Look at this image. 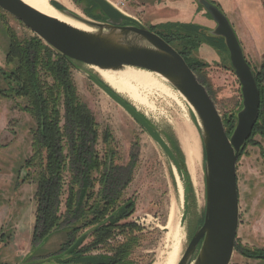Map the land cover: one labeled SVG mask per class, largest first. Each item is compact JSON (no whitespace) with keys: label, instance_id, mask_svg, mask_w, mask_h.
Wrapping results in <instances>:
<instances>
[{"label":"rangeland","instance_id":"374dc122","mask_svg":"<svg viewBox=\"0 0 264 264\" xmlns=\"http://www.w3.org/2000/svg\"><path fill=\"white\" fill-rule=\"evenodd\" d=\"M107 1L154 32L164 31L165 26L176 23H189L201 27L199 34L201 42L189 52L188 59L191 63L200 61L206 64L196 74L208 89L230 136L237 124V113L242 108L241 84L232 67L225 40L210 34L216 28V23L199 1ZM209 1L219 6L230 22L232 21V27L238 37L241 32L254 34L258 49L264 50V0ZM49 2L57 3L64 10L83 18L106 22L100 9L90 0ZM92 15L98 18H93ZM10 34H15L22 41L36 36L21 21L0 8V91L9 90L3 73H9L15 68L7 61ZM187 44L186 39H175L171 42L178 51H185L184 47ZM245 46L250 55L248 58L246 54V59L250 60L255 72L262 73L264 53L262 57H258L257 50L253 52L250 49L253 48L251 44ZM74 63L83 72L98 75L91 66ZM71 73L80 102L86 105L96 118L99 127L96 150L102 160L110 149L115 153V164L132 169L131 181L121 198V201L134 202L133 214L122 221L137 227L135 235L139 237V244L131 254L132 264H168L171 257H175L179 262L191 238L204 222L206 207L204 145L191 106L168 81H162V90L148 96L153 108L151 110L136 108L159 130L170 147L174 142L177 143L184 155L185 169L187 146L191 143L197 145L196 170L199 195L196 187L191 185L188 217L182 227L183 185L164 150L84 73L74 67ZM47 82L51 83L52 80L49 79ZM122 96L130 102L125 95ZM24 105L26 104L23 100L0 95V264L45 262L66 250L70 243L66 244L67 231L70 228L65 226L64 229L52 233L40 246L38 245L40 242H35L33 238L38 208L36 194L40 167H30L27 164L33 155L32 144L37 125L35 120L22 110ZM64 114L62 105L61 127L65 122ZM105 134L110 137L106 144ZM69 176L67 173L64 182L60 212L62 214L65 212L64 201ZM237 183L240 225L230 264H264V260L248 258L241 251L250 249L264 252V135L259 132L252 136L239 156ZM117 240H122V237L119 236ZM199 250L200 246L194 253L192 261ZM102 253V250H94L89 255Z\"/></svg>","mask_w":264,"mask_h":264},{"label":"trees","instance_id":"16d2710c","mask_svg":"<svg viewBox=\"0 0 264 264\" xmlns=\"http://www.w3.org/2000/svg\"><path fill=\"white\" fill-rule=\"evenodd\" d=\"M52 5L63 10L57 3ZM165 28L156 33L170 44L175 39L187 40L185 51L179 52L195 73L206 66L200 61L191 63L188 59L189 52L201 42V27L176 23ZM10 40L7 61L15 68L3 73L9 90L0 91V95L25 101L22 110L37 125L33 155L27 163L30 167H40L33 238L40 242V246L52 233L65 226L70 228L66 242H70V248L80 237L87 236L79 249L69 255L57 254L45 264H132L131 254L139 244V237L135 235L137 227L122 221L133 214L134 202L121 201L123 191L131 181V167L115 164L113 150H108L104 160L96 150L99 127L93 113L79 100L72 81L71 62L37 36L22 41L10 34ZM254 75L261 95L260 114L240 156L255 133L264 135V67L262 73L254 72ZM49 79L51 83L47 82ZM62 105L65 122L61 127ZM109 138L108 134L104 135L105 144ZM171 145L178 163L185 168L181 149L176 142ZM203 154L206 159L204 148ZM67 173L70 180L62 214ZM119 236L122 240H117ZM94 250L103 253L89 255ZM241 251L248 258L262 259L264 256L260 250Z\"/></svg>","mask_w":264,"mask_h":264},{"label":"water","instance_id":"95a60500","mask_svg":"<svg viewBox=\"0 0 264 264\" xmlns=\"http://www.w3.org/2000/svg\"><path fill=\"white\" fill-rule=\"evenodd\" d=\"M90 1L107 18L106 22L89 20L64 9L60 12L94 28L92 32L45 15L22 0H0V8L21 21L43 42L68 59L76 70L84 73L161 146L183 185L182 227L188 217L191 191L187 169L180 166L159 130L134 105L118 94L99 74L85 73L74 62L101 70L118 71L134 67L156 72L185 98L198 122L206 154V207L204 222L191 238L178 264H230L240 225L237 161L251 137L261 107V95L255 75L231 22L211 1L198 0L216 23V28L210 34L225 40L232 67L241 84L242 108L237 113L236 127L229 136L208 89L176 48L107 0ZM86 237H80L65 255L79 249ZM199 246L200 250L192 261Z\"/></svg>","mask_w":264,"mask_h":264},{"label":"bare ground","instance_id":"6f19581e","mask_svg":"<svg viewBox=\"0 0 264 264\" xmlns=\"http://www.w3.org/2000/svg\"><path fill=\"white\" fill-rule=\"evenodd\" d=\"M26 4L35 8L39 12L66 22L78 29L92 32L94 28L82 24L78 21L66 16L56 9L49 0H22ZM56 12H54V10ZM107 84H109L118 94L125 95L127 99L138 109L141 108L151 110L153 105L149 102L148 96L156 91L162 90V81H167L160 74L140 68L126 67L123 70H101L92 67ZM166 84V83H165ZM187 171L190 177L192 187L195 186L199 195L198 173L196 170V162L198 160V148L194 143L187 146ZM191 173V174H190ZM193 182V183H192ZM179 250V249H178ZM179 252V251H178ZM176 254V253H175ZM178 255V254H176ZM175 255V256H176ZM181 256V255H180ZM169 259V258H168ZM179 261V260H178ZM168 264H178L175 257H171Z\"/></svg>","mask_w":264,"mask_h":264},{"label":"crops","instance_id":"0c3cea01","mask_svg":"<svg viewBox=\"0 0 264 264\" xmlns=\"http://www.w3.org/2000/svg\"><path fill=\"white\" fill-rule=\"evenodd\" d=\"M230 21V20H229ZM231 24H232V21H231ZM264 35V34H263ZM238 38H240L239 39V41H241L240 43H242L241 45H243V46H245V44H247V45H249V44H251L252 46H253V48L252 47H250V49L254 52L255 50H257V56L258 57H262L263 56V53H264V50H261V49H258V47H257V44H256V42L255 41H257V39L255 38V35L254 34H246V33H244V32H241L240 33V35H239V37ZM258 38H260V35L258 36ZM242 46V47H243ZM245 52H244V54L246 55L247 54V57L249 58V52L247 51V48H246V46H245V48L243 49ZM250 61V60H249Z\"/></svg>","mask_w":264,"mask_h":264},{"label":"flooded vegetation","instance_id":"af4514ba","mask_svg":"<svg viewBox=\"0 0 264 264\" xmlns=\"http://www.w3.org/2000/svg\"><path fill=\"white\" fill-rule=\"evenodd\" d=\"M212 3H213V2H212ZM213 4H214V3H213ZM215 5H216V4H215ZM216 6H217V5H216ZM217 7L219 8V6H217ZM106 21H107V18H106ZM124 24H125V25H129V24H131V23H124ZM247 61H248V60H247ZM248 62H249V61H248ZM249 64H250V66H251V68H252V71H253V73H254V72H255V69L253 68L251 62H249ZM191 69H192V68H191ZM192 70H193V69H192ZM193 71H194V70H193ZM194 72H195V71H194ZM255 73H256V72H255ZM196 75H197V74H196ZM147 120H148V119H147ZM148 122H149V121H148ZM149 123H150V122H149ZM151 124H152V123H151ZM85 240H86V239H85ZM84 243H85V241H84ZM84 243H83V244H84ZM82 246H83V245H82ZM82 246H81V247H82ZM68 249H69V248H68ZM68 249H67V250H68ZM67 250H65V251H61V253H59V254H60V255H62V254H66ZM59 254H58V255H59ZM58 255H57V256H58ZM262 260H264V256H262Z\"/></svg>","mask_w":264,"mask_h":264}]
</instances>
